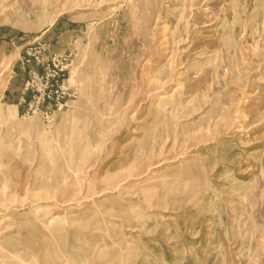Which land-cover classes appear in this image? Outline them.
Returning a JSON list of instances; mask_svg holds the SVG:
<instances>
[{
  "label": "rangeland",
  "instance_id": "rangeland-1",
  "mask_svg": "<svg viewBox=\"0 0 264 264\" xmlns=\"http://www.w3.org/2000/svg\"><path fill=\"white\" fill-rule=\"evenodd\" d=\"M5 32L75 97L0 119V264H162L224 231L264 264V0H0Z\"/></svg>",
  "mask_w": 264,
  "mask_h": 264
},
{
  "label": "crops",
  "instance_id": "crops-1",
  "mask_svg": "<svg viewBox=\"0 0 264 264\" xmlns=\"http://www.w3.org/2000/svg\"><path fill=\"white\" fill-rule=\"evenodd\" d=\"M67 25L69 28H74V25H69L68 21L61 22L58 27L45 31L37 38L42 39L50 47L46 56L65 54L68 51L69 48L63 46L65 43L61 38L74 30L63 31ZM37 39L28 40L23 34L13 36L10 32L0 35V119L4 122L10 121L12 117L22 118L28 114V104L24 102L25 99L30 98V94L26 93L24 88L28 70L43 72L45 69L44 65L39 66L35 61L28 63L26 67L23 63L28 55V47ZM8 63H11L13 68L6 74L4 68ZM71 101L69 100L66 104ZM47 108V105L42 106V109ZM5 158L2 160L8 162ZM229 221L223 220L227 227L230 226ZM215 238L216 240L214 236L205 235L204 239L197 242L187 240L179 247H164L163 254L167 252L168 256L162 264H258L257 260L261 259V255H257L256 252L247 254L243 235L231 236L224 231ZM215 243L216 247H214Z\"/></svg>",
  "mask_w": 264,
  "mask_h": 264
},
{
  "label": "built area",
  "instance_id": "built-area-1",
  "mask_svg": "<svg viewBox=\"0 0 264 264\" xmlns=\"http://www.w3.org/2000/svg\"><path fill=\"white\" fill-rule=\"evenodd\" d=\"M38 49L40 50V48H35L34 52H28V56L23 63L26 67L28 63L35 61L38 65H45V71L39 73L36 70H28L25 91L30 94V98L25 99L24 102L28 104L29 113L40 112L48 119L53 115V110L59 111L62 109L64 106L63 100L66 97L74 98L75 94H69L65 88L66 69L61 66V63L57 64L56 59L43 62V58L40 56L41 52H38ZM43 105H47L48 108L42 109Z\"/></svg>",
  "mask_w": 264,
  "mask_h": 264
}]
</instances>
